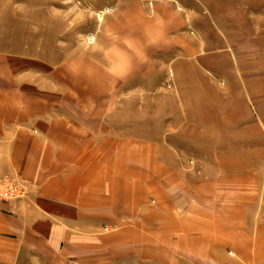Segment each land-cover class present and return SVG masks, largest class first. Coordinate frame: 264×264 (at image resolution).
I'll return each instance as SVG.
<instances>
[{
	"label": "crops",
	"instance_id": "obj_1",
	"mask_svg": "<svg viewBox=\"0 0 264 264\" xmlns=\"http://www.w3.org/2000/svg\"><path fill=\"white\" fill-rule=\"evenodd\" d=\"M158 24L155 32L168 28ZM231 28L237 64L232 67L225 61L219 66L229 81L228 94L217 96L192 81L203 73L202 67L191 64L174 70L172 65L171 93L159 101L156 97L154 117L148 113L137 127L127 128L123 118V127L116 130L115 114L109 113L115 107L104 117L75 113L71 119L60 115L35 123L20 118L17 107H8L0 91V180L19 177L29 184L18 205L0 202V264H64L67 248L78 254L84 248H98L93 233L99 231L101 210L130 219L143 205L137 202L132 182L144 185V192L155 184L174 192L178 183L168 181L173 176V182L179 178L190 189L185 195L175 193L177 206L166 199L171 201L178 232L185 240L193 237L192 244L197 233H208L209 238L222 233L204 245L219 247L218 259L193 258L189 264H226L227 248L237 260L243 253V222L249 219L244 215L246 204L226 203L225 188L260 186L247 205L257 210L250 218L247 240L254 263L264 264V165L243 156L258 151L261 137L264 141V24L237 22ZM240 34L249 39L239 42ZM188 53L194 59V52ZM106 103L112 104L108 98ZM21 120L26 125H20ZM210 185L219 186L224 196L216 197ZM153 198L157 210L166 209L162 195ZM229 233L237 239H228Z\"/></svg>",
	"mask_w": 264,
	"mask_h": 264
},
{
	"label": "rangeland",
	"instance_id": "obj_2",
	"mask_svg": "<svg viewBox=\"0 0 264 264\" xmlns=\"http://www.w3.org/2000/svg\"><path fill=\"white\" fill-rule=\"evenodd\" d=\"M237 22L264 24V0H0V91L8 107H17L20 118L28 117L35 123L48 117L57 120L60 115L71 119L75 113L104 117L115 107L109 113L115 114L116 130L123 127V118L129 123L127 128L137 127L148 113L154 117L155 98L159 101L171 93L172 65L174 70L191 64L202 67L203 73L192 81L217 96L228 94L229 81L219 66L225 61L232 67L237 64L231 33ZM158 23L168 26L165 32H155ZM244 39L249 38L240 34L238 41ZM177 57L180 61H175ZM258 91L259 95L263 92L262 88ZM243 97H247L245 89ZM107 98L112 104L106 103ZM22 121L20 125H26ZM243 156L264 165L262 137L258 151ZM174 179H168L178 183L174 192L162 190L158 184L144 192L145 186L133 181L132 190L137 202L143 203L142 209H136L130 219L124 216L119 220L101 210L99 231L93 233L98 237V248H84L83 254L67 248L68 262L64 264H189L193 258L218 259L219 247L204 245L222 233L212 238L208 233H197L192 244L193 237L185 240L178 232L169 200L177 206L175 193L185 195L190 189L179 178ZM6 180L17 181L23 190L10 189L12 195L20 194L18 198L6 197L0 190V202L18 205L28 194L29 184L19 177L0 182ZM245 185L225 188L226 203L246 204L244 215L249 219L243 222L240 235L243 253L236 260L227 248L226 264L256 261L247 239L251 235L250 218L257 210L247 205L261 187ZM210 186L216 197L224 196L219 186ZM195 191L200 193L201 189ZM203 191L209 193L206 188ZM160 195L165 201L169 199L163 210L154 206L153 197ZM234 235L229 233L227 238L236 240Z\"/></svg>",
	"mask_w": 264,
	"mask_h": 264
},
{
	"label": "built area",
	"instance_id": "obj_3",
	"mask_svg": "<svg viewBox=\"0 0 264 264\" xmlns=\"http://www.w3.org/2000/svg\"><path fill=\"white\" fill-rule=\"evenodd\" d=\"M15 187L20 188L21 191L23 190L22 187H21V184L18 183L17 181H15V180H6V181H3V182H0V190H3L2 192H6L5 195H4L6 197H8L9 195H11L13 198H18V196H20V194H18V195H14L13 194L12 195L10 193V189L11 188H15Z\"/></svg>",
	"mask_w": 264,
	"mask_h": 264
}]
</instances>
